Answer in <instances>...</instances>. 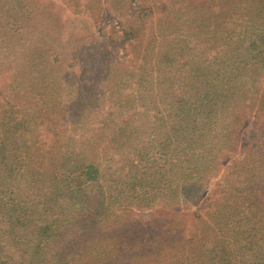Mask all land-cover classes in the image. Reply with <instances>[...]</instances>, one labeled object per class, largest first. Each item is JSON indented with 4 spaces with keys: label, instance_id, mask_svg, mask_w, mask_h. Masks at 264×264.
Segmentation results:
<instances>
[{
    "label": "rangeland",
    "instance_id": "374dc122",
    "mask_svg": "<svg viewBox=\"0 0 264 264\" xmlns=\"http://www.w3.org/2000/svg\"><path fill=\"white\" fill-rule=\"evenodd\" d=\"M218 3L215 0L212 13L208 1L196 0L4 1L6 12L0 11V127L5 122L17 125L8 139L15 170L2 179L0 193V264H209L208 256L199 252L210 247L209 237L192 241L193 248L183 251L187 243L176 240L172 228L176 224L170 219H179L172 216L176 212L209 205L212 190L227 167L246 149L253 152L252 146L264 139V125L255 124L253 118L264 109L263 100H256L254 93L264 86V68L251 83V65L246 73L238 64L236 71L246 74L241 79L248 90L234 92L233 107L225 112L224 122L232 121L233 109L238 112L237 125L243 122L238 146L229 142L234 148L228 157L219 155L220 171L189 194L180 191L174 202L168 198L166 158L159 153L163 151L159 144L169 141L166 130L170 126L160 125L155 115L171 112L172 95L194 98L200 92L170 83L176 78L181 83L180 76L189 65L215 57L214 61H243L245 51L236 52V44L225 34L235 28L242 31L237 37L243 36L245 26L217 22L232 15L237 19L241 2L234 0L229 11L230 5ZM167 15L176 17L168 19ZM35 52V63L50 58V69L36 65L30 72ZM166 52L172 57H164ZM149 66L153 78L137 83L140 71H148ZM118 68L128 73L111 78ZM21 77L20 89L14 86L13 90L10 86ZM162 78L165 83L159 87ZM128 145L133 148L128 150ZM72 151L81 160L95 163L104 189L124 172L129 177L128 160L133 162V173L139 170L138 176L150 183L144 202L132 208L137 221L135 242L122 237L127 230L120 223L97 225L77 216L80 207L89 213L90 209L83 201L77 202L85 196L81 190L67 192L65 183L70 182L73 189L78 186L76 174L67 173ZM48 183L61 187L60 191L48 193L44 186ZM156 211L161 212L160 218L153 217ZM18 212L26 217L22 223L14 219ZM45 225L54 226L52 238L42 235ZM200 243L203 248H198ZM34 257L38 258L30 262Z\"/></svg>",
    "mask_w": 264,
    "mask_h": 264
},
{
    "label": "trees",
    "instance_id": "16d2710c",
    "mask_svg": "<svg viewBox=\"0 0 264 264\" xmlns=\"http://www.w3.org/2000/svg\"><path fill=\"white\" fill-rule=\"evenodd\" d=\"M4 1L7 0H0L1 13L6 12ZM196 1H208L212 13L214 12L215 0ZM219 1L226 6L230 5V7L227 6V11L231 10L234 4V0ZM237 2H241L239 4L242 6L237 12V19L232 15L227 18H218L217 22H232L234 25L241 22V26H245L243 36L237 37L242 31H236L235 28H231L225 34L229 36L228 40L231 43L236 44V52L238 49L245 51L244 56H241L243 61H214L215 57L213 61H197L189 65L188 71L180 76L181 83L178 78L170 83H177L181 89H197L200 92H197L194 98H189L186 95H172L173 102L168 106L171 112H166L165 115H155L160 125L164 126L167 123L170 126L166 130V137L169 141L166 144H159L163 150L159 153L166 158L167 173L169 174L167 179L168 198L173 202L177 200L180 191L183 194H189L192 189L200 187L201 183L207 179L209 181L210 176L220 171L219 155L228 157L229 152L238 146L239 132L243 127L242 121L237 125L239 121H236L240 118L237 115L238 112L233 109L229 113L232 121L224 123L228 118L225 112L228 108L233 107L234 92L248 90L244 87L241 79L246 74L240 76L236 70L242 65L247 73V67L251 65L250 79L252 83L255 82L258 71L264 68V0H237ZM221 4L218 3V6ZM169 16L176 17L167 15L168 19L171 18ZM230 18L232 19L229 20ZM235 38L237 39L235 40ZM232 40L241 43L237 44ZM245 42L246 45L243 46L242 44ZM35 54L36 52L30 58V72L36 65H39L34 61ZM163 56L172 57L168 52ZM237 56L238 54H235V58ZM48 61L40 63L39 68L50 69L52 62L50 58ZM238 64L240 65L238 66ZM147 70L140 71L137 83L146 81L148 77L153 78L154 74H151L154 72L153 67L149 66ZM159 70L162 68L159 67ZM115 72L117 73L111 75L113 79L121 77V73L127 74L128 69L118 68ZM23 82V77L15 79L10 87L13 86V90L14 86L20 89ZM163 83H165L164 78L159 82V87ZM150 89H152V85H150ZM254 93H257L256 100H263L264 104V86L260 90L256 88ZM191 94L189 91V96ZM255 114L253 117L256 119L255 124L264 125L263 121L258 120V118L264 120V109L262 114L258 112ZM16 125L17 123H14L13 126L5 122L0 127V193L3 192L2 179L15 170V162L13 165L10 161L14 150L8 151V139L9 135H14ZM261 138H264V135ZM231 141L236 144L234 147L229 145ZM154 146V148L157 147L156 144ZM126 148L129 150L133 148V145H128ZM252 149L251 153L246 149L241 158L237 159L232 166L227 167L212 190L214 198L209 205L197 207L193 211L186 210L184 213L176 212L172 215L179 218L178 220L170 219L176 224L172 227L173 235L176 236V240L182 241L184 244L187 243L181 250L186 251L190 247L193 248L192 241L199 239L198 243L201 242V239L209 237L210 247L204 246L208 249H204L201 243L198 246V248H203L199 252L208 256L209 264H264V139L252 146ZM26 152L29 154L28 150ZM73 153L74 151L71 154L68 153L72 157H69L70 165L67 173L70 176L76 174L75 179L78 186L73 189L70 182L65 183L67 192L74 194L81 190L85 196L79 198L77 202L83 201L88 204L86 208L90 209L89 213L82 211L85 208L80 207L81 211L77 216L82 217L81 220L92 219L93 224L97 225L103 221L113 225L120 223V227L127 230L123 231L122 237L125 239L130 237L135 242L133 236L136 234L137 223L135 222L137 221L134 219L132 208L138 206L140 202H144L149 194L150 183L142 175L138 176L139 170L133 173V162L128 160L129 177L124 172V176L121 174L112 178L111 186L104 189L100 178V169L95 163L86 161V159L81 160ZM61 160L60 168L62 169L64 155ZM29 167V164L25 166L27 170ZM44 186H47L46 191L51 194L56 191L58 193L61 189L51 183ZM89 188L96 189V192L88 190ZM159 189L165 188L159 185ZM88 191L89 193H87ZM154 197L157 195L154 194ZM153 217L160 218L161 212L156 211ZM14 219L22 223L21 220L26 217L18 212ZM44 228L46 230L42 235L52 238L54 226L45 225ZM37 231L41 232L39 229ZM42 248L41 246L40 249L42 250ZM37 258H32L30 262H34Z\"/></svg>",
    "mask_w": 264,
    "mask_h": 264
}]
</instances>
